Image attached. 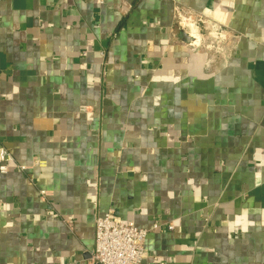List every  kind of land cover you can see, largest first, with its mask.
I'll list each match as a JSON object with an SVG mask.
<instances>
[{
    "label": "crops",
    "instance_id": "crops-1",
    "mask_svg": "<svg viewBox=\"0 0 264 264\" xmlns=\"http://www.w3.org/2000/svg\"><path fill=\"white\" fill-rule=\"evenodd\" d=\"M0 145V264H264V0H0Z\"/></svg>",
    "mask_w": 264,
    "mask_h": 264
},
{
    "label": "built area",
    "instance_id": "built-area-1",
    "mask_svg": "<svg viewBox=\"0 0 264 264\" xmlns=\"http://www.w3.org/2000/svg\"><path fill=\"white\" fill-rule=\"evenodd\" d=\"M179 24L193 25L196 21L179 13ZM200 20V19H199ZM11 157L7 149L0 145V172L8 171ZM45 191H41L45 195ZM172 228L171 226L169 227ZM147 230L119 219L114 208H109L95 216V233L91 264H142L147 257L144 241ZM159 264H165L163 262Z\"/></svg>",
    "mask_w": 264,
    "mask_h": 264
}]
</instances>
